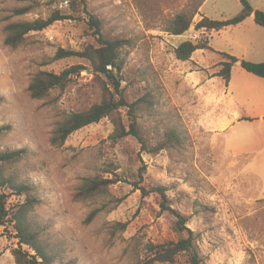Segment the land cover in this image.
Here are the masks:
<instances>
[{
  "label": "rangeland",
  "instance_id": "374dc122",
  "mask_svg": "<svg viewBox=\"0 0 264 264\" xmlns=\"http://www.w3.org/2000/svg\"><path fill=\"white\" fill-rule=\"evenodd\" d=\"M70 1L61 7L62 0H0V126L11 127L0 135V150L29 151L7 165V173L31 186L40 201L29 219L52 253V264H139L146 258L147 244L181 236L174 229V215L161 211L160 198L143 196L135 188L141 174L142 186L166 187L172 207L188 218L203 264H264L260 179L251 175L249 157L226 153L204 118L205 97L224 89L223 80L213 77L219 59L201 52L186 62L176 58L174 49L181 42L206 38L195 29V20L184 35L164 31L175 15L190 11L199 0H86L89 12L102 21L104 37L126 43L122 87L129 103L140 104L136 116L145 150L132 135L114 139L112 118L76 131L61 146L52 144L58 123L99 103L107 86L106 77L94 73L84 59L55 58L60 49L80 52L98 45L81 1ZM234 2L228 0L231 7L226 8L232 16ZM26 7L27 13H14ZM57 9L72 18L31 32L18 47L6 45L8 24L47 19ZM205 12L222 19L212 4ZM242 32L227 28L213 35L212 45L230 52V40ZM234 51L243 48L237 44ZM74 65L85 69L73 75L65 89L42 99L31 97L28 88L38 72L59 73ZM233 72L231 89L236 91L241 74H250L240 65ZM198 75L200 82L194 78ZM116 116L128 123L127 108ZM176 127L182 146L151 152ZM95 177L116 183L83 200L80 188ZM19 200L25 197L14 196L11 203ZM13 235L12 226H0V264H16ZM175 264H185V259Z\"/></svg>",
  "mask_w": 264,
  "mask_h": 264
},
{
  "label": "trees",
  "instance_id": "16d2710c",
  "mask_svg": "<svg viewBox=\"0 0 264 264\" xmlns=\"http://www.w3.org/2000/svg\"><path fill=\"white\" fill-rule=\"evenodd\" d=\"M70 1V0H69ZM83 12L89 19V27L93 30V36L97 39V46L88 45L80 52L60 49L56 54V59H65L77 56L90 64L94 73L106 77L107 86L104 88L103 98L99 103L94 104L86 111L71 112L61 122L53 132L51 142L55 146L63 145L67 139L76 131L100 122L104 118H112L115 130L112 137L116 140L126 136H134L142 144V148L147 149V145L138 127L136 112L140 106L139 102L129 103L122 87V71L125 61L122 57V50L125 41L121 39H107L102 32V21L91 14L87 9L86 0H80ZM205 0H199L188 12H181L174 16L165 27L164 31L170 35L181 36L186 34L194 24V18L199 12ZM242 10L235 16L226 20H214L203 17L195 24L197 31H221L231 26H236L244 22L252 14L255 22L264 27V11L254 9L249 0H240ZM70 5L74 3L70 1ZM29 11V8L16 9V15H22ZM71 16L64 15L60 9L55 10L47 19H37L34 21H22L7 25L5 43L11 47L21 45L31 32L42 31L54 25L58 21L70 19ZM197 42L185 40L174 49L176 58L186 62L192 59L199 50L215 52L219 59L217 66L219 70L213 77L221 78L226 86L229 85L233 67L240 65L249 73L264 78V62L254 63L239 59L228 53L216 52L210 45L207 36ZM108 67H111L109 69ZM85 67L74 65L57 73L54 71L38 72L29 85V93L32 98L42 99L55 89H65L75 74H80ZM128 109V123L126 124L121 116H116L120 110ZM10 125L0 126V135L9 131ZM182 133L178 128L168 131L166 140L155 146L151 152L157 154L165 148L181 147ZM28 149L0 150V226L6 229L12 226L16 240V245L12 250L16 264H52L53 255L46 248L30 222V213L36 205L40 203L31 186L20 182L16 176L7 173V165L17 163L28 155ZM143 174L140 181L135 182L137 190H141L143 196L156 195L160 199L162 212H168L176 218L174 229L181 234L176 240H167L159 243H149L146 245V258L139 264H175L179 258L185 259V264H203V259L197 247V237L195 232L188 227V218L179 210L172 207L167 194V189L161 185L142 186ZM116 181L95 177L86 179L79 190L78 196L83 200L93 198L105 191ZM25 197L11 203L12 197ZM92 215L88 222L93 218Z\"/></svg>",
  "mask_w": 264,
  "mask_h": 264
},
{
  "label": "crops",
  "instance_id": "0c3cea01",
  "mask_svg": "<svg viewBox=\"0 0 264 264\" xmlns=\"http://www.w3.org/2000/svg\"><path fill=\"white\" fill-rule=\"evenodd\" d=\"M249 1L254 9L264 11V0ZM210 4H212L216 15L221 14V20L229 19L233 15L229 14L226 9L229 6L231 7L228 0H205L194 18L195 24L203 17L218 20L215 18L216 16L205 12V8ZM233 9L236 11L235 15L242 10L240 0H235ZM227 15L231 16L227 18ZM256 26L264 29L255 22V16L252 14L241 24L228 27L233 32L239 28L243 31L241 37L238 39L233 37L230 40V52H225L212 45L214 43L213 35L220 34L225 29L210 32L202 31L201 33L208 37L211 47L216 52L228 53L242 60L248 59L254 63H260L264 62V31L257 29ZM243 28L250 30L251 33L245 32ZM237 44L243 48V52L237 53L234 51ZM198 52L211 59L213 56H217L215 52L199 50L196 53ZM248 57H253V59ZM237 65H240V63L233 67L229 85L226 86L222 81L224 89L220 93L214 90L209 96L205 97L204 100L208 106L204 118L210 125V129L216 133L217 139L224 145L227 154L250 158V173L260 179L262 197L264 198V78L249 73L240 65L250 75L242 73L238 88L233 91L231 89L234 79L233 70ZM194 78L197 82L202 79L200 75L198 77L194 76ZM210 83L211 81H208V84Z\"/></svg>",
  "mask_w": 264,
  "mask_h": 264
},
{
  "label": "built area",
  "instance_id": "2783aa9c",
  "mask_svg": "<svg viewBox=\"0 0 264 264\" xmlns=\"http://www.w3.org/2000/svg\"><path fill=\"white\" fill-rule=\"evenodd\" d=\"M69 5V0H62L60 6L61 7H68ZM109 69H111V67H108Z\"/></svg>",
  "mask_w": 264,
  "mask_h": 264
}]
</instances>
